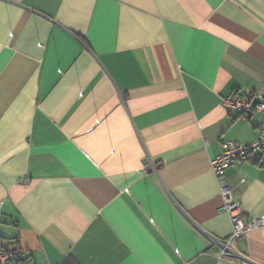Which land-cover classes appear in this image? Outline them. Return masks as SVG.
<instances>
[{"label":"crops","instance_id":"1","mask_svg":"<svg viewBox=\"0 0 264 264\" xmlns=\"http://www.w3.org/2000/svg\"><path fill=\"white\" fill-rule=\"evenodd\" d=\"M264 95V0H0V238L19 264H264L225 203L264 215L248 143ZM230 186L227 198L220 184Z\"/></svg>","mask_w":264,"mask_h":264},{"label":"built area","instance_id":"2","mask_svg":"<svg viewBox=\"0 0 264 264\" xmlns=\"http://www.w3.org/2000/svg\"><path fill=\"white\" fill-rule=\"evenodd\" d=\"M224 105L228 110H236L245 116H261L258 127V135L248 143L227 141L222 144V153L211 160V169L221 180L226 171L233 165L247 161L254 154L264 155V95L250 93L241 96L236 92L229 94L224 99ZM230 186L226 183L220 184V193L227 198ZM224 211L228 214L231 224V235L224 240H214L218 247V258L224 260L226 257L238 256L233 248V241L244 240L246 235L254 230L264 229V215L257 216L244 222L242 220V208L237 203H225ZM6 243L0 238V264H19L15 261L14 254L5 250Z\"/></svg>","mask_w":264,"mask_h":264}]
</instances>
